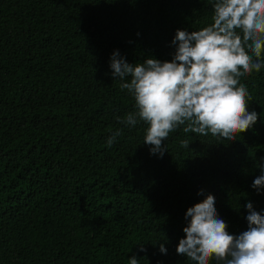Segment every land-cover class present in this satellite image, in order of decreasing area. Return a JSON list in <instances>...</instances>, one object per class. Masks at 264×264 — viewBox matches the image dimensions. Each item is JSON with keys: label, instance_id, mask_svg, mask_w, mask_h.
Instances as JSON below:
<instances>
[{"label": "trees", "instance_id": "obj_1", "mask_svg": "<svg viewBox=\"0 0 264 264\" xmlns=\"http://www.w3.org/2000/svg\"><path fill=\"white\" fill-rule=\"evenodd\" d=\"M211 16L206 0H0V264H191L175 249L205 196L230 234L247 229L248 202L264 215V189L251 187L264 165V69L241 81L258 118L233 141L190 133L185 149L177 130L160 158L146 125L117 122L135 109L113 51L171 60L176 30Z\"/></svg>", "mask_w": 264, "mask_h": 264}, {"label": "clouds", "instance_id": "obj_2", "mask_svg": "<svg viewBox=\"0 0 264 264\" xmlns=\"http://www.w3.org/2000/svg\"><path fill=\"white\" fill-rule=\"evenodd\" d=\"M206 2L212 8L211 22L190 32L177 29L171 60L148 57L130 64L118 50L110 57L112 75L132 97L135 109L118 116L117 122L128 128L146 125L142 141L150 146L151 155L160 158L177 130L189 137L180 140L186 149L190 133L230 142L258 118L248 110L252 96L241 81L264 69V0ZM121 132V128L112 131L106 145L111 147ZM251 187L258 193L264 189V165ZM215 203L208 194L186 210L185 235L176 253L191 264H264V215L248 202L247 229L234 235L218 217ZM159 250L166 253L164 244ZM128 261L139 264L135 256Z\"/></svg>", "mask_w": 264, "mask_h": 264}]
</instances>
